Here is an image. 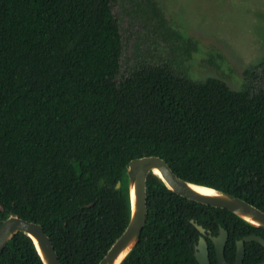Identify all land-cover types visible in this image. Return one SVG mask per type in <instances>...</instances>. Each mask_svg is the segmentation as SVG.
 Returning a JSON list of instances; mask_svg holds the SVG:
<instances>
[{
    "label": "trees",
    "instance_id": "16d2710c",
    "mask_svg": "<svg viewBox=\"0 0 264 264\" xmlns=\"http://www.w3.org/2000/svg\"><path fill=\"white\" fill-rule=\"evenodd\" d=\"M126 1L0 0V224L9 214L42 224L62 264H98L124 231L130 212L116 184L133 158L161 156L180 177L264 210V59L240 89L222 77L193 79L182 64L198 45L160 18L156 0H136L138 9L124 10L153 22L149 42L160 37L166 55L122 68L114 7ZM147 191L145 227L122 264H199L191 220L212 235L228 230L230 263L238 239L264 237V228L175 193L153 172ZM245 248L243 264L264 260L260 242ZM0 264L43 262L20 232Z\"/></svg>",
    "mask_w": 264,
    "mask_h": 264
},
{
    "label": "rangeland",
    "instance_id": "374dc122",
    "mask_svg": "<svg viewBox=\"0 0 264 264\" xmlns=\"http://www.w3.org/2000/svg\"><path fill=\"white\" fill-rule=\"evenodd\" d=\"M158 1L163 18L168 19L173 28L192 37L198 45L193 57L181 63L188 66L193 79L222 77L232 87L240 89L261 67L259 63L264 59V0ZM139 7L136 0L117 3L114 7L123 33L122 68L139 59L153 62L158 60L160 53L166 55V42L160 37H156L158 41L155 43L149 42L153 22L148 23L141 17L143 14L136 15L134 10H124ZM211 56L215 57L217 67L210 62Z\"/></svg>",
    "mask_w": 264,
    "mask_h": 264
},
{
    "label": "water",
    "instance_id": "95a60500",
    "mask_svg": "<svg viewBox=\"0 0 264 264\" xmlns=\"http://www.w3.org/2000/svg\"><path fill=\"white\" fill-rule=\"evenodd\" d=\"M152 172L158 175L162 184L175 193L202 204L226 208L250 225L264 228V210L246 199L228 191L180 177L161 156L137 157L126 164L122 179L116 184V188H121L127 197L129 222L98 264H122L138 244L147 221L148 177ZM191 221L201 233L195 245L196 259L199 264H211L208 241L204 237L206 229L194 220ZM20 232L31 237L43 264H62L52 239L43 225L12 214H9L0 224V256L9 241ZM211 238L219 264H243L246 241H257L264 246L262 235L256 233L245 235L237 240L236 260L230 263L225 256L229 239L228 230L220 226L218 235H211ZM258 264H264V260Z\"/></svg>",
    "mask_w": 264,
    "mask_h": 264
},
{
    "label": "flooded vegetation",
    "instance_id": "af4514ba",
    "mask_svg": "<svg viewBox=\"0 0 264 264\" xmlns=\"http://www.w3.org/2000/svg\"><path fill=\"white\" fill-rule=\"evenodd\" d=\"M156 2H157V5H158V7H159V12H160V18H163V16H162V12H163V9L159 6V1L158 0H156ZM211 233H205L204 234V237L206 238V239H210V240H212V238H211ZM217 235V234H216ZM216 235H212V236H216Z\"/></svg>",
    "mask_w": 264,
    "mask_h": 264
}]
</instances>
